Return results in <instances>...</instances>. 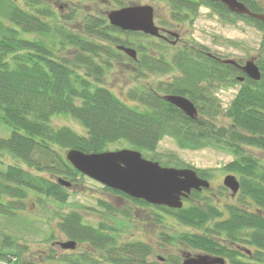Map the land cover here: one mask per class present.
I'll return each instance as SVG.
<instances>
[{
	"label": "trees",
	"instance_id": "16d2710c",
	"mask_svg": "<svg viewBox=\"0 0 264 264\" xmlns=\"http://www.w3.org/2000/svg\"><path fill=\"white\" fill-rule=\"evenodd\" d=\"M146 1L165 5L169 21L160 23L166 27L192 22L201 6L222 21L242 20L253 25L262 32L257 60L260 80H251L238 67L221 63L220 57L193 41L170 48L154 37L110 25L105 15L84 14L76 30L72 27L75 15L60 14L41 0H0V123L10 128V135L0 138V152L18 162L0 169V261L30 264L12 251L18 249V243L6 229L8 224L25 221L17 211H24L26 198L43 197L46 208L61 209L53 215L58 230L82 246L80 252L75 248L60 253L50 246L44 264H99L102 260L150 264L146 261L150 247L140 241L119 243L115 224L91 226L83 222L80 208L63 211L74 183L84 178L64 154L69 149L100 153L123 141L144 158L168 166L171 163L161 161L156 150L164 137H170L182 150L211 147L233 155L223 169L238 178L235 204H226L221 210L212 199L192 191L181 209H170L103 189L191 227L193 232L181 233L177 240L195 254L221 257L224 264H264V163L249 152L264 151V24L209 0ZM241 1L251 12L264 13V0ZM116 4L135 3L118 0ZM136 36L142 40L134 42ZM117 46L135 49L137 58H129ZM123 61L130 63L135 81L175 70L178 74L169 82L130 89L129 104L103 83L113 62ZM239 77L243 81H238ZM235 85L234 97L223 108L217 90ZM171 94L189 98L197 116L189 118L165 101L164 96ZM57 115L70 117L83 132L53 126L51 119ZM220 118L227 123H219ZM196 172L201 178L208 176ZM57 178L67 180L70 186L59 184ZM97 204L114 210L106 201ZM112 216L115 218L116 212ZM53 239L50 235L44 241ZM181 261L177 256L169 263Z\"/></svg>",
	"mask_w": 264,
	"mask_h": 264
},
{
	"label": "rangeland",
	"instance_id": "374dc122",
	"mask_svg": "<svg viewBox=\"0 0 264 264\" xmlns=\"http://www.w3.org/2000/svg\"><path fill=\"white\" fill-rule=\"evenodd\" d=\"M56 12L64 15H75L72 22L76 30L80 28L81 17L84 14L105 15L106 12L117 7L118 0H41ZM120 1V0H119ZM126 4H149L154 7L155 23L161 26V21H169L164 4L151 3L146 0H122ZM134 4V5H135ZM172 22V21H171ZM174 23V22H173ZM173 27H176L174 24ZM179 32L182 40L177 47H182L186 41H193L200 46H204L208 51L222 59H233L238 64L243 65L246 61L254 58L257 64L260 56V44L262 32L253 25L237 20L234 23L222 21L215 13L207 7H200L198 13L192 22L180 23ZM134 42L142 40L141 37H133ZM152 41V40H151ZM112 69L104 77V86L114 93L118 98L126 103H131L127 94L132 88H139L142 85H154L160 81H170L178 72L171 71L166 75H150L146 79L136 80L131 74L132 67L129 62H113ZM238 85L229 86L217 90L216 97L225 108L234 97ZM219 123H227L226 119L220 118ZM51 124L55 127L66 126L83 132L81 126L70 117L57 115L51 119ZM10 135V128L0 123V138H6ZM128 147V144L121 141L109 146V149H119ZM256 158L264 163V151L249 150ZM157 155L163 162H170L168 167L184 168L189 167L204 171L208 176L205 178L210 183L208 190L200 192L201 196L208 197L221 210L226 204H235L236 196L231 197V191L222 184L224 177L232 172H227L223 168L234 157L232 154L217 150L211 147L201 150H182L179 149L175 141L170 137H164L156 150ZM179 165L175 166V163ZM9 154L0 152V169L8 164H17ZM21 165V163H20ZM183 165V166H182ZM236 176V175H235ZM237 177V176H236ZM238 179V178H237ZM70 190L71 196L65 204L63 211L67 212L70 207L80 208L83 222L91 226H97L99 222L115 224L118 229V242L140 241L147 244L151 249V254L146 258L148 263L159 262L170 264L169 260L174 257H181L183 252L195 254L190 249L185 248L179 243L177 237L184 232H193L191 227L180 225L172 217L165 215L158 216L153 207L133 204L130 199L107 192L103 185L84 176L78 178ZM37 198H26L24 200V211H17L18 215H23L25 221L21 225L11 223L7 225L6 232L12 236L18 243V249H13L21 254L24 263L44 264V256L49 254V247L52 246L57 253L61 248L57 245H51V242L67 241L57 228V219L54 218V211H61L56 206L47 207ZM108 202L113 211H107L98 206L97 201ZM116 212L113 218L112 213ZM52 218L49 220V218ZM49 220V222H48ZM53 235L54 239L44 241ZM182 235V234H181ZM180 237V236H179ZM88 246H84V248ZM82 246L77 245L76 251L80 252ZM6 263L1 260L0 264ZM99 264H109L104 260Z\"/></svg>",
	"mask_w": 264,
	"mask_h": 264
},
{
	"label": "water",
	"instance_id": "95a60500",
	"mask_svg": "<svg viewBox=\"0 0 264 264\" xmlns=\"http://www.w3.org/2000/svg\"><path fill=\"white\" fill-rule=\"evenodd\" d=\"M223 4L228 11L248 16L264 24V13L251 12L241 0H209ZM110 25L128 32H139L144 35L159 38L160 29L154 23V8L149 4H135L112 9L106 12ZM177 37V34L170 33ZM131 59L137 58V52L131 47L117 46ZM211 56V54H208ZM223 64L238 67L249 79L259 81L261 72L255 59L246 61L243 65L233 59H218ZM238 81H243L239 77ZM164 100L177 107L187 117L195 118L197 109L189 98L182 95H166ZM65 159L80 174L93 181L118 191L129 198L142 200L150 205L164 206L170 209H181L183 200L192 191L200 192L209 189L208 180L199 177L192 168H174L161 166L158 162L146 159L141 152L132 148L107 150L100 153H84L77 149H69L64 154ZM57 182L65 187L70 182L57 178ZM223 186L231 191L234 197L239 191V181L233 174L224 177ZM64 250H74L76 242L67 240L58 242ZM180 264H224L221 257L207 253H182Z\"/></svg>",
	"mask_w": 264,
	"mask_h": 264
},
{
	"label": "flooded vegetation",
	"instance_id": "af4514ba",
	"mask_svg": "<svg viewBox=\"0 0 264 264\" xmlns=\"http://www.w3.org/2000/svg\"><path fill=\"white\" fill-rule=\"evenodd\" d=\"M155 20H156V18L154 16V23H155ZM155 25H156V23H155ZM172 25H174V24H172ZM175 25H176V27H166V26L161 27V26L156 25L157 27H159L160 34H161V37L156 38V39L163 41L170 48L178 46L182 40V37H181V34L179 32L180 24L175 23ZM170 33L177 34V37L172 36Z\"/></svg>",
	"mask_w": 264,
	"mask_h": 264
}]
</instances>
